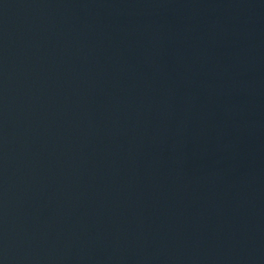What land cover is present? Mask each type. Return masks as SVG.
I'll list each match as a JSON object with an SVG mask.
<instances>
[{
  "label": "water",
  "instance_id": "95a60500",
  "mask_svg": "<svg viewBox=\"0 0 264 264\" xmlns=\"http://www.w3.org/2000/svg\"><path fill=\"white\" fill-rule=\"evenodd\" d=\"M0 264H264V0H0Z\"/></svg>",
  "mask_w": 264,
  "mask_h": 264
}]
</instances>
